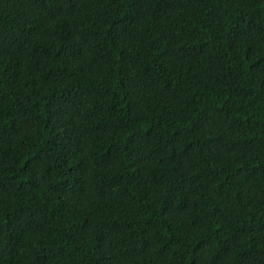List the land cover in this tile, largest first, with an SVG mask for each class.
I'll return each mask as SVG.
<instances>
[{"label":"trees","instance_id":"obj_1","mask_svg":"<svg viewBox=\"0 0 264 264\" xmlns=\"http://www.w3.org/2000/svg\"><path fill=\"white\" fill-rule=\"evenodd\" d=\"M0 264H264V0H0Z\"/></svg>","mask_w":264,"mask_h":264}]
</instances>
